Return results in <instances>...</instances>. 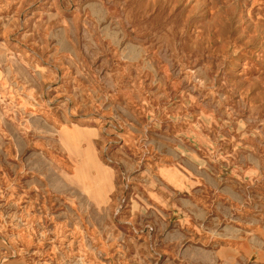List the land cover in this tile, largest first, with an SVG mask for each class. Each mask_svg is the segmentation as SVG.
<instances>
[{
	"label": "rangeland",
	"instance_id": "374dc122",
	"mask_svg": "<svg viewBox=\"0 0 264 264\" xmlns=\"http://www.w3.org/2000/svg\"><path fill=\"white\" fill-rule=\"evenodd\" d=\"M0 264H264V0H0Z\"/></svg>",
	"mask_w": 264,
	"mask_h": 264
},
{
	"label": "bare ground",
	"instance_id": "6f19581e",
	"mask_svg": "<svg viewBox=\"0 0 264 264\" xmlns=\"http://www.w3.org/2000/svg\"><path fill=\"white\" fill-rule=\"evenodd\" d=\"M61 137H62L63 144H65L66 142L71 144V141H72V143L75 141L74 138H79L77 132L76 133H74V132H62Z\"/></svg>",
	"mask_w": 264,
	"mask_h": 264
}]
</instances>
